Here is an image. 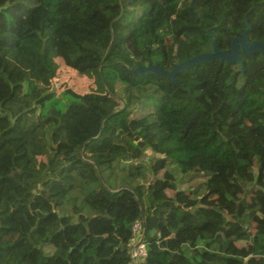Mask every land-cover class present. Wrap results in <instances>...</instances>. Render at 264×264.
<instances>
[{
	"label": "trees",
	"instance_id": "trees-1",
	"mask_svg": "<svg viewBox=\"0 0 264 264\" xmlns=\"http://www.w3.org/2000/svg\"><path fill=\"white\" fill-rule=\"evenodd\" d=\"M247 25L264 0H0V264H125L136 219L138 264H264V58L131 72Z\"/></svg>",
	"mask_w": 264,
	"mask_h": 264
},
{
	"label": "water",
	"instance_id": "water-1",
	"mask_svg": "<svg viewBox=\"0 0 264 264\" xmlns=\"http://www.w3.org/2000/svg\"><path fill=\"white\" fill-rule=\"evenodd\" d=\"M247 29L248 25L241 32L240 36L233 37L230 40L228 51L221 50L217 47L216 36L213 35L211 40V50L209 52L198 53L189 58L178 61L173 64L170 70L163 68L158 63L148 62L145 65L132 68L131 72L133 75L140 76L145 75L146 73H152L175 82V75L178 71L190 68L208 59H218L220 62L225 61L230 64H238L241 72H243V56H250L254 53H259L264 58V44L259 40H249L246 33ZM244 222L250 224L248 221Z\"/></svg>",
	"mask_w": 264,
	"mask_h": 264
},
{
	"label": "rangeland",
	"instance_id": "rangeland-1",
	"mask_svg": "<svg viewBox=\"0 0 264 264\" xmlns=\"http://www.w3.org/2000/svg\"><path fill=\"white\" fill-rule=\"evenodd\" d=\"M62 71H60L58 77V81L55 82L56 83V87H58L59 85L61 84H64V85H71L73 86L74 84V80L76 81V87L77 88H80L81 91L83 90H97V85H95V82H96V74H91V75H76L75 73L73 72H70L66 69H61ZM76 78V79H75ZM123 87H124V83L123 82H116L114 84V91L116 94L118 95H121L122 93V90H123ZM148 157H146L145 160H147ZM171 168V167H169ZM191 174V173H190ZM190 174L188 173V175H185L184 177H182V181H180L178 183V186L180 188V190L182 191H186L188 190L189 188H191L192 186L196 185L197 183L199 182H202L204 180V177H200L198 175V177H194V178H191L190 177ZM157 176H161V172L158 173ZM177 178L180 177L179 174H176Z\"/></svg>",
	"mask_w": 264,
	"mask_h": 264
},
{
	"label": "built area",
	"instance_id": "built-area-1",
	"mask_svg": "<svg viewBox=\"0 0 264 264\" xmlns=\"http://www.w3.org/2000/svg\"><path fill=\"white\" fill-rule=\"evenodd\" d=\"M128 256L129 258L125 264H138L147 256L146 245L143 241L142 222L138 219L131 224Z\"/></svg>",
	"mask_w": 264,
	"mask_h": 264
}]
</instances>
